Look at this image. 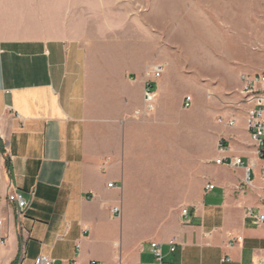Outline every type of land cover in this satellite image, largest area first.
Instances as JSON below:
<instances>
[{
	"label": "crops",
	"instance_id": "1",
	"mask_svg": "<svg viewBox=\"0 0 264 264\" xmlns=\"http://www.w3.org/2000/svg\"><path fill=\"white\" fill-rule=\"evenodd\" d=\"M80 6L0 0V264H159L152 242L165 264H262L264 225L246 215L264 212V161L247 121L237 136L229 129L233 148L202 154L185 114L196 95L186 109L183 80L163 62L96 51ZM13 192L29 203L23 218Z\"/></svg>",
	"mask_w": 264,
	"mask_h": 264
},
{
	"label": "rangeland",
	"instance_id": "2",
	"mask_svg": "<svg viewBox=\"0 0 264 264\" xmlns=\"http://www.w3.org/2000/svg\"><path fill=\"white\" fill-rule=\"evenodd\" d=\"M77 3L96 51L120 53L139 67L163 62L172 79L183 80L192 107L196 95V109L185 114L196 119L202 154L215 152V159L220 141L233 148L229 129L237 136L247 121L242 77L264 74V0ZM232 119L237 123L229 128ZM237 141L243 149L252 147L243 137ZM206 171L216 172L217 165L207 163Z\"/></svg>",
	"mask_w": 264,
	"mask_h": 264
},
{
	"label": "built area",
	"instance_id": "3",
	"mask_svg": "<svg viewBox=\"0 0 264 264\" xmlns=\"http://www.w3.org/2000/svg\"><path fill=\"white\" fill-rule=\"evenodd\" d=\"M164 66L157 65L155 66L151 72H149V79L146 81L145 89H144V105L145 111L150 113L155 109L156 106V98L157 91L154 88V81L159 79L163 74ZM243 85H242V95H243V104L247 107V130L249 131L256 147L259 156L264 161V74H256V75H244L242 77ZM192 106V98L190 96L186 97L184 101V107L186 109ZM230 126H234L236 124V120L232 119L228 122ZM218 150L220 153H224L226 151V146L224 141H220L218 145ZM227 160L224 158H219L216 160L217 164H224ZM230 165H241V158H232L229 162ZM264 175V171H263ZM113 184H110L109 187H112ZM214 185H207L206 190L214 189ZM8 203L14 204L17 207V215L19 218L25 217L29 203L23 197L21 193L13 192L8 196ZM120 211L119 208L115 207L113 209V213L117 214ZM188 211L184 210L183 214L187 215ZM247 218L257 226L264 225V212H253L249 211L247 213ZM2 221L0 220V225ZM173 244V242H172ZM151 250L159 264L164 263V255L162 252L161 245L157 242L151 243ZM171 251L174 252L175 248L172 247ZM35 264H54V261L40 256L35 260ZM264 264V261L262 262Z\"/></svg>",
	"mask_w": 264,
	"mask_h": 264
}]
</instances>
